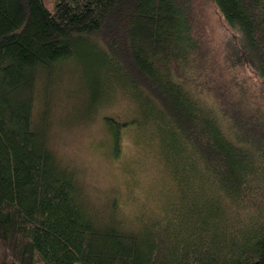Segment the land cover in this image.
Instances as JSON below:
<instances>
[{
  "label": "trees",
  "instance_id": "obj_1",
  "mask_svg": "<svg viewBox=\"0 0 264 264\" xmlns=\"http://www.w3.org/2000/svg\"><path fill=\"white\" fill-rule=\"evenodd\" d=\"M210 1L227 39L193 0H0V264H264V0ZM72 60L134 107L101 121L151 145L155 204L94 211L49 143L39 79Z\"/></svg>",
  "mask_w": 264,
  "mask_h": 264
},
{
  "label": "rangeland",
  "instance_id": "obj_2",
  "mask_svg": "<svg viewBox=\"0 0 264 264\" xmlns=\"http://www.w3.org/2000/svg\"><path fill=\"white\" fill-rule=\"evenodd\" d=\"M46 2L51 7L52 0ZM193 2L199 23L209 37L215 39L220 35V39L223 38L229 29L222 24L211 1ZM252 74L246 71L245 78L256 86L259 80ZM99 79L101 75L95 63L72 60L51 75L42 72L37 94L41 109L48 113L49 143L60 161L78 176L94 211L102 210V215L106 216L108 213L103 210L106 203L116 197L120 213L127 216L138 211L140 202L136 201L153 205L155 199H162L159 193L163 192L165 181L162 182L159 160L153 158L148 148L151 145L138 140L131 128L123 135L120 153H113L111 136L101 121V115L124 116L127 109L132 112L134 107L131 103L129 106L127 102L117 100L113 92L109 93L104 106L99 107V103L90 105V97L95 95ZM146 196L152 198L145 200Z\"/></svg>",
  "mask_w": 264,
  "mask_h": 264
}]
</instances>
